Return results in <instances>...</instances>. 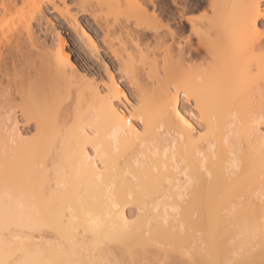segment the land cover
<instances>
[{
	"label": "bare ground",
	"instance_id": "obj_1",
	"mask_svg": "<svg viewBox=\"0 0 264 264\" xmlns=\"http://www.w3.org/2000/svg\"><path fill=\"white\" fill-rule=\"evenodd\" d=\"M67 37L73 39H70L69 42L66 40ZM75 45L82 51L85 62L89 61V68H86L88 65L84 66L85 68L79 65L77 67V64L74 63L75 61L73 62L71 54L75 53L76 56L77 52L73 51L75 50ZM81 51L80 54H82ZM154 53L163 55L164 69L162 70L164 72L171 71L170 69L173 67L172 70L176 75L179 73L177 81L173 82L169 79L171 75L170 77L168 76V79L172 81V85L174 84L175 87L180 89L181 100L177 99L178 97L173 98L169 93L167 94L169 90L160 93L162 91L157 90V87L155 90L159 92H157L158 95L155 90H153L155 93H152L156 96V99L152 95H150L149 99L148 90L150 91V88L147 89V87L150 86L145 85L148 83L143 81L145 84H142L143 82L140 83V79L137 78L139 76L135 78L128 73L124 57L129 60L130 54H137L138 58L143 56L142 58L145 59ZM96 66H98V69L95 68ZM114 72L118 76L117 80ZM163 75L167 77L165 73ZM88 77L91 79L89 82L87 81ZM189 81L195 85V91L193 88L192 91L194 92L192 94L189 86L188 89L185 86L181 89V85H185ZM157 83L159 84V82ZM157 83L155 84L158 85ZM123 84L127 85L130 94L135 98V108H133L135 105L131 107L125 93L122 92L121 85ZM160 84L158 88L161 87ZM213 84L215 87L212 86ZM246 88L245 93L243 90ZM151 89L153 88L151 87ZM175 90L178 91L177 89ZM175 90L174 92H176ZM232 93L237 95L235 97L239 98L240 105L243 103H241V99H245L251 104H257V107L252 104L254 107H252V110L257 108V111L254 110L251 113L254 114L256 112L254 114L255 123L258 124L257 121H261L264 126V0H0V168L1 163L4 168L6 163L10 164L14 161L11 159H16L17 153L20 152L22 147L25 145L29 146V144L34 145L31 148L34 147L41 151L47 150L48 152H44L46 154L42 156L37 155L35 159H39L40 162H36L41 163V165L49 164L52 167H56L59 162L62 163L61 161H63L64 150L70 147L68 151L72 154L74 153L73 156L75 160L77 159L79 167L71 165V163L68 165L67 162L70 160L68 159L65 164L66 168L72 169V166L74 169L75 167L80 169L77 170L81 174H76L83 182L85 181V184L89 183L88 186L91 185V188L85 185L91 192L88 189V193L87 191L85 192V186L82 191L86 194H93L95 203H99L102 197L104 199H102L103 204L109 209H116L117 205L111 203L113 194L114 198L124 195L125 199H130L136 194L135 191L131 190H125L122 193L118 188L116 190L118 183L123 184V182L129 181L131 182L130 184L137 185L142 177L140 172L144 173L146 170H152L156 173L157 169H163L167 164L168 169L170 168V170L175 172L176 178L182 182L174 186V195L179 197L178 199L180 200L184 198L195 180L194 178L191 179L193 176L189 175L190 168L187 169L191 164L188 161L191 160L192 154L195 153L192 160L194 161V158L196 160L195 164H193L196 167V173L199 170L198 174H203L201 177L202 179H207L206 182L210 178L208 183L212 179V186L210 185L211 187L208 190L209 196H211V199L209 198L210 207H213V209H210L211 215L210 213L209 215L211 219L208 222H211L209 232L211 229V232L217 235L220 215H218L216 209L218 206L216 203L218 202L213 199L216 198L218 192L216 186L220 177L217 174L221 172L219 169L223 167L221 176L228 181L226 176H231L233 173L236 175L237 169L239 170L238 154L240 149L238 148L240 146L237 148V145L240 143V140L238 142L240 138L236 134V130H239L237 126L240 125L238 122L240 116L238 117L239 114H236L238 108L234 113L233 110L235 108L232 109L231 107L232 110H229L233 112L230 113L228 110L227 112L230 114L225 113V115L227 114L225 116L227 119L225 121L223 119V123L220 121L222 124L218 121L212 122L210 115L218 106L222 107L227 104L225 103L227 101L228 103L232 102L234 99V97L231 98ZM168 95L172 98H169ZM122 98L126 99L121 101ZM179 101H183L186 104L193 102L192 111H189L192 116L188 117L191 119L192 117L195 118V121L192 119L194 123L189 122L188 118L179 111ZM117 102L122 104H120L122 108L119 104L117 106ZM157 102L161 104H159L161 108L158 114L162 119L157 121L158 124L154 126V123L148 119L147 112L150 106L152 108V105L155 106ZM234 105H239V103ZM209 108H212V112L209 111ZM208 111L209 113H207ZM240 128L242 129L241 125ZM206 131L209 133L214 132L213 138L209 137V133V135L207 134L208 136L205 135L204 132L206 133ZM199 132H203L202 134L207 136L205 139H210V141H205L206 144L204 143L205 145L201 149L199 146L196 149L193 148L191 156L189 155L188 157L186 153L188 151L185 150V154L183 151L187 148V144L189 146L192 145V139ZM215 132L218 133L216 134ZM29 136L31 138L28 140ZM198 136L202 138L200 133ZM123 148L129 150L127 154H124L126 162L124 161L125 163L122 165L123 160H121L120 167L122 168H112V164H109V162L111 160L112 162L115 161L119 154L123 157V154H121L123 153ZM218 152L224 153L225 158H223V155H219ZM61 153L62 156L60 155ZM70 155L68 153L67 157L71 158L72 155ZM220 157H222L223 163ZM70 161L73 162L72 164L75 162L73 158ZM216 161L220 163V167L218 166L219 163L216 165ZM16 162L18 163V161ZM211 164L213 168L207 167V165L210 166ZM193 165L192 169H190L191 171L195 168ZM64 167L65 171L66 168ZM165 167L167 169V166ZM63 169L61 168L62 174L67 171L66 169L64 172ZM113 169L115 170L113 171ZM155 169L156 171H154ZM71 171L69 170L71 173H69V176L74 172L73 170ZM159 171H161L159 172L160 175L162 170ZM195 171L193 170L192 173ZM137 173L140 175H136ZM155 173H153L154 178ZM8 174L10 179H12L10 173ZM3 175L2 177H4ZM65 175L68 176L67 172ZM73 176H71L70 181H74ZM78 176H75V183L72 182L73 185L78 182L80 184L83 183L78 181ZM136 176L140 178L139 181H137L138 178ZM6 178L2 179L7 180ZM54 178L56 180H53L61 184V181L64 180L63 182H65L69 177L62 178V180L57 177ZM17 179L14 180L15 183ZM14 181H8L12 182V186H9L10 189L7 187L9 183L8 185L5 184L6 187L4 186V189H2L3 187L0 188V208L2 209L1 212L3 211L0 213V264H11L12 262L10 261L12 260L10 258L16 253H19V255L16 254L15 256L17 257L18 255L17 258L19 259L20 257V260L16 258V261L13 256L12 259L15 260L13 264H101L105 260L106 255L102 257L99 253L101 250L99 251L96 248L97 252L90 248L83 249L84 244L81 243L80 238L78 239L76 232H73L76 223H79L78 225L83 234L90 236L88 238L89 244L90 242L92 245L94 243L93 247L97 248H99L97 245H99L101 239L105 240L108 238V242H110L109 238L111 236L109 237V235H112V240L110 239L112 242L116 240V242H119L118 236L116 235L117 237H115V233H118V235L120 233L121 237L119 238L121 239L126 237L125 235L127 234L129 238L131 236L127 225H124L126 224V219L124 218L125 216L123 217V213H120V216L115 221L106 219L107 215H112L111 209L105 211L106 214L104 216L106 215V217L104 218L103 216L104 219L98 217L100 212L103 215V210H105L100 205L101 202L99 206L103 210L94 209L96 211L94 216L89 213H84L82 216L81 213L83 212L79 211L78 213L81 216L78 213L75 216H69L71 213L65 214L61 212V217L58 210L56 211L59 212L58 214L51 212L53 214L49 216L48 212V218L51 217L54 222L55 218H59L56 221L57 227L51 219L50 221L48 220L47 215H41L42 217L38 216L40 213H35V216L31 215L33 218L41 220V227L42 225H48L47 228H54L55 226L57 229H54L56 232L53 235L55 234L54 236L56 237V234H58L57 238L61 236L58 240L63 241V247L61 245V247H57L56 245L46 244L44 241L47 238L43 240L42 236V238H35L37 242L31 241L34 236L28 242L27 240L31 238L30 235L33 233L31 230L30 235L26 234L25 236V231V233L23 232L24 234L20 233L23 234V238L26 237L25 240L27 239L23 242L24 239L22 240L20 237L22 240L20 241L23 242L21 244L17 240L18 238H15L19 231L16 232V229H14L15 232L12 230V233V228L6 229L10 225H14V227L21 226L24 230L30 227L27 225L29 221L28 223L25 222L28 213H26L25 218L23 217L25 209L20 210L23 214L15 211L16 208L18 210L21 209L23 205H21L22 202L18 204L20 200L18 201L14 195L15 190L12 189L13 185H16L13 184ZM1 182L2 180H0V184ZM3 183H5L4 180ZM60 184L59 186L61 187L62 184ZM262 184L263 186L257 189L260 196L258 197L259 199H262V197L264 199V183ZM204 185L201 184V187ZM205 186L201 189L206 188ZM195 189L197 190V188ZM195 189H192L195 191V195L193 192H190V194L188 192L189 195H194H192L193 200L197 193V196L201 194L199 189L197 191ZM11 190L13 192H10ZM134 190L137 191L138 189ZM114 191L119 194L114 193ZM60 193L58 191V194ZM83 197L85 196L81 198ZM90 197L91 199H87L86 195V201L80 199V202L82 201L81 204L83 205L84 201L86 204H90L89 200L92 203V195ZM13 198H16L18 203L13 201ZM95 198L96 200H94ZM255 199L257 198L255 197ZM71 200L70 202L73 203L74 200ZM16 203L17 205L15 206ZM85 203L81 208H79L81 205L79 207L76 206L78 207L76 209L82 210L86 205ZM75 205L71 204L70 206L74 209ZM70 206H68L69 209ZM94 207L96 206L94 205ZM12 209L14 214L9 212ZM84 209H88V207ZM171 209L174 210L175 208ZM67 214L68 218L65 217ZM77 215L79 216L77 217ZM32 217L27 218L33 221ZM110 217L112 218V216L107 218L111 219ZM222 217L220 220L225 222L226 217L223 215ZM62 218H66L67 221H62ZM34 221L36 224L37 220ZM223 221L221 222L222 224L219 223L224 225ZM33 222L32 226L35 227ZM114 222L117 225V228L116 226L114 228L117 230H113L114 233L111 230L108 232V229L105 228L106 224L110 223L111 225L109 226L112 227V225H115ZM25 225L27 228L24 227ZM78 225H75L77 226L76 229H79ZM68 227H71V229ZM51 230L48 229L50 232ZM125 230L130 233H126ZM143 230H145L144 225ZM21 231H23L22 228ZM27 233L29 234V232ZM89 233L93 235H88ZM123 233L126 234L122 236ZM142 233L145 234L146 232ZM95 234V238L90 241ZM97 234H100L99 237ZM101 236H104V238H101ZM96 237L101 239L95 240ZM104 240H102V243ZM130 241L127 242L130 244L129 246L134 245L132 243L134 240ZM79 242L81 247L83 246L82 248ZM123 242L126 243V241ZM123 242L120 243L122 244ZM142 243L143 241H141ZM126 246L128 244L122 245V249ZM87 250H90V252ZM212 250L211 253L214 252ZM86 251L87 254L85 253ZM31 253H34V256ZM89 253L93 256L90 257ZM83 254H86V256ZM129 255H132V252ZM197 257L199 256L197 255ZM210 261L213 262H210V264L215 263L213 260ZM216 264L218 263L216 262Z\"/></svg>",
	"mask_w": 264,
	"mask_h": 264
},
{
	"label": "rangeland",
	"instance_id": "obj_2",
	"mask_svg": "<svg viewBox=\"0 0 264 264\" xmlns=\"http://www.w3.org/2000/svg\"><path fill=\"white\" fill-rule=\"evenodd\" d=\"M70 39L72 40L73 38H71V37L66 38V40L69 42H70ZM75 46H76L74 48L75 50H73V51L77 52L76 56H75V53L71 54L73 62L75 61L74 63L77 64L76 65L77 67L82 66V68H85L88 65L86 68H89V63H88L89 61L85 62V60H84L85 57L82 56L83 55L82 51L78 49L77 45H75ZM80 51L82 54H80ZM132 55L133 54H130L131 60H130V58L128 60L127 57L123 58L125 60L124 61L125 64H127L126 67H127L128 73L130 75L132 74L131 76L132 77L134 76L135 78L137 76H139L137 78L140 79V83H142L143 81L148 83V84H145L143 82L142 84H145L146 86H150V87H147V89L150 88V91L148 90L149 99H150V95H152L153 98L156 99V96L152 93H155V91H156L155 89L157 87V90L159 89L162 91L160 93H163L164 91L166 92L168 90L170 91V89H171V91L170 92L168 91L167 94L169 93V95H171L173 98L178 97L177 99L181 100V95H179L180 89L175 87L174 84L172 85V81L173 82L177 81V79H178L177 76H179V73L177 72L178 75H176V73L172 70L173 67H172V69H170L171 71L164 72L162 70V69H164V67H163L164 65H163V61H162L163 60L162 54H160V53L159 54L154 53L153 55L150 54L149 58H148V56L145 58L146 60L142 58L143 56L140 57L141 58V60H140V58H138L137 54H134L133 57H131ZM126 61H127V63H126ZM78 62H80V63H78ZM161 62H162V64H161ZM95 68L98 69V66H96ZM159 69H161V70H159ZM167 72H168V74H167ZM163 73H165L167 75V77L164 76ZM170 75H171V78H169V79H171L172 81H169V79H168V76L170 77ZM114 76L117 80L118 76L116 75V72H114ZM173 78H175V79H173ZM89 80H91L90 77L87 78L88 82H89ZM165 80H167V81L165 82ZM153 82H155V83L159 82V84L161 83L160 84L161 87L158 88L159 84L157 83L158 85H156ZM192 84H193V82L189 81V82H186L185 85H181L182 88L180 87V85H179V87L181 89H183V87L185 86V88L188 89V86H189L190 93L192 94V92L195 91V85L194 84L192 85ZM212 86H214V84ZM121 87H122V92L125 93L127 100H129L128 103L131 104V107H132V105L134 106L136 104V102H135L136 100L130 94V92L127 88V85L123 84V85H121ZM151 87L153 89H151ZM172 88H174V89H172ZM193 88H194V91H192ZM163 89H165V90H163ZM175 89H177L178 91H176ZM153 90H155V91H153ZM174 90L177 92V95H176V92H174ZM210 90H212V88H210ZM246 90H247V88L244 89L243 91H245V93H246ZM157 92L158 91H156V93ZM158 93H157V95H158ZM232 94L233 95H231V98L234 97L232 102L230 101L228 103V101L226 100L227 102H225V103H227V104H224L222 107L218 106V108L214 109L213 113H211V115H210L211 116L210 120L212 122H214V121L220 122L221 121L223 123L227 119L225 117L229 113L227 111L231 108L232 109L235 108V110H233L235 113L236 109L238 108L236 114H239L238 117L240 116L239 117L240 120L238 119V122L242 127V129H241L240 125H238L237 127H239V130H236V134L239 135V138H240V139H238V142L240 140V143H241V144L238 143V145H237V148H238V146H240V148H238V149H240V153L238 154L239 156L237 155L239 157L238 160L240 162V163L238 162L239 170L237 169V172H236L237 174L235 175V173H233L234 176L232 174L231 175L232 177L229 175L226 176V174H225V176L228 177L227 178L228 181H226L221 176V173H222L221 169H223V167L221 169H219V171H221V172H218V174L216 173L218 175V177H220L219 181L217 180V186H216V189H218L217 190L218 192L216 194V198H213V197L212 198L216 199V202H218V203H216L218 205L216 209L218 211L217 212L218 215H220V218H218V225L219 226L217 225V228L219 230L216 229V230H218L217 235L215 233L211 232L212 231L211 229H210L211 233L209 232V226L211 228V224H210L211 222H208L211 219L210 209L211 210L213 209V207H210L211 206V204H210V199H211L210 197L211 196H209V190H208L212 186V183H211L212 179L210 181V183H211L210 184V183H208L210 178L206 182L207 179H202V177H201L203 174L202 175L200 173H199L200 175L198 174L199 170L196 173V171H195L196 167H195V165H193V164H195L194 162H196V160H195V158H194V161L192 160L193 157L195 156L194 155L195 153L192 154V152H191V150H193V148L196 149V148H198V146L200 149L203 148V146L206 144L205 141L206 142H207V140L210 141V139L206 140L205 138L209 134H210L209 137L213 138L212 135L214 132L213 133H209L207 131H206V133L204 132L205 135H207L209 133L207 136L202 134L203 132H199L202 138H203V136H205L204 139L200 138V136H198L199 135V133H198V135H196L194 137V139H192V141H193L192 145L190 144L191 146H189V144H187V148L184 149V151H183L184 154H185V150L188 151V152H186L188 154V155L186 154L188 157L190 154H192V156L190 155L192 158L188 162H191V164L195 167V168H193V170L195 172L192 173L193 170L192 171L190 170V169H192L191 164H190V167L188 166L187 169L190 168L189 169V172H190L189 175L193 176V177H191V179L194 178L195 180H197L196 182H195V180L193 181L194 184H191V189H189L190 191H187V194H188V192H189V194H190V192H193V194H194L195 191L192 189H195V188H197V190L199 189V193H201L197 196L198 193L196 192L197 194L194 197V200L192 199V197L195 194L194 195L192 194L193 196L188 194L189 197L186 194V196H184V198H181V200L178 199L179 197L174 195V193H175V192H173V191H175L174 186L177 185L178 183H182V182L176 178L177 176H175V172L170 170V168L168 169V164H167V165H165V166H167V169L164 166V168L166 170L163 167H162L163 169H161V168L157 169L156 168L157 171H156V169L154 171H156L157 174L155 172H153L152 170H146L145 172L143 171L144 173L140 172V174L142 176V177L140 176L141 180L139 181L140 178H138L136 176L138 178V180L137 179L136 180L139 182L137 183V185L134 184L135 186L133 184H130L131 182H129V181L123 182V184L118 183L116 188H115L116 190L118 188L119 190H121L120 191L121 193H122V191H125V190L126 191L131 190V191H135L136 194L134 195V197L133 196L130 197V199H125V196L124 195L122 196V194H121V196L123 198L120 196L118 198H114L113 197L114 194H113L111 203L116 204L117 208L116 209L110 208L111 210L105 204H103V202H102L103 198L101 197V201L99 200V203L102 202L100 205L105 209V210H103V208L99 206L98 202L95 203V201H93V198H94L93 194L84 193V191L85 192L87 191L88 187L91 188L90 187L91 185L88 186L89 183L85 184V181L83 182L79 178L78 174L80 172H78V170H80V169L77 168L78 169L77 170L75 166H74L75 169L72 166H71L72 169H67L68 167L66 168L65 164H66L68 159L71 160V158H73L75 161L74 164H72L73 162H71L69 160L67 162L68 165H70L69 163H71V165H77L78 164L77 159L75 160V157L73 156L74 153L72 154L71 152L68 151V149H70V147H68L67 150L66 149L64 150L65 151L63 153L64 157H62L63 159L61 158L63 160V161H61L62 163L59 162L58 166H56V164H57L56 163V164H54V166H56V167H52V165L50 166L49 164H47V165L42 164L41 165V163L39 164L38 162H36V161L40 162L39 159H37V160L35 159L37 157V155L42 156V155L46 154L44 152H47V150L44 149L46 151H41V150H37L34 147L31 148V146H34L32 144H29V146H27V145L23 146L22 149L20 150V152L22 151L23 153L22 152H21L22 154L20 152L17 153L18 155L17 154L16 155L19 158L16 157V159H11V160H14L10 163L11 165L9 163H6V165H5L6 167L3 168L2 163H1V168H3V169L0 168L1 169L0 170V176H1L0 180H2V182L0 184L1 185L0 188L3 187L2 189H4V186L6 187V185H8V183H9V185L7 187H9V186L11 187L12 182L10 183L8 181L9 180L14 181L15 179L18 178L16 183H15V181L13 182V184H16V185H13L12 189L15 190L14 195H15V197H17L18 201L19 200L20 201L18 203L16 198H13L14 199L13 201L17 202L18 204H20V202H22L21 205H23V207H21V209H19V210L16 208L15 211H16V213H19V212L22 213V211H20V210L25 209L23 211V213H24L23 217L24 218L26 216V213H28L27 217L31 218L32 217L31 215L35 216V213H40V215L37 214L38 216H41V215L46 216L48 212H49V214H48L49 216L52 215L53 213L58 214L59 212H56L57 210L60 211V213H59L60 216H61V212L62 213L64 212L65 214L71 213L69 216H71V215L75 216L76 213H78L79 211L83 212V213H81L82 216L84 215V213L85 214L89 213L91 216H94V215H96L95 214L96 211L94 209H96V210L98 209L99 211L103 210V215L100 212V215L98 216L100 219H102L104 214H106L105 211H108V209H109L110 211H112V215H107V217L112 216V218L110 217L111 219H109L106 217V215L104 216V218L106 217L107 220H114L115 221V219L118 216H120L119 214L123 213V217L125 216L124 218L126 219V224H124V225H127V229L131 232V234H129V235H131L130 238L127 234V235H125L126 237H122V239H121V238H119V237H121L120 233H119L120 236L118 235V233L117 234L115 233V237L118 236L117 239L119 242H116L117 240L112 242L111 241L112 235H109V237L111 236V238H109L110 242H108V238H106L107 240L105 239L106 241L104 239H101V238H104V236L103 237L101 236V238L98 239L100 234L99 235L97 234L98 237H96L95 240L101 239V241H99L100 242L99 245H97V246H99V248L93 247L94 246L93 242H92L93 245L90 242V244L92 246L89 244L88 238L90 236L88 237L87 235L83 234V232L80 229V226L78 225L79 223L75 224V225L79 226V229H76L77 226L74 225L73 232H76L75 234H77L78 239L80 238L82 241V242L81 241L80 242L84 244V245L82 244L84 246V247L82 246L83 249L85 248V250H86L87 248L88 249L90 248L91 250L92 249L95 250V248H96L99 251L100 250L102 251V252L101 251L99 252L102 257L106 255L105 260H103L101 257V259L103 260V262L101 264H210V262H211L210 260H213L215 262L214 264H216V262L218 264H264V199H263V197H262L263 200L261 198L260 199L258 198L260 196H259L258 191H257V189H260L259 187L263 186L262 183H264V176H263L264 175V126L262 125L263 122H261V121H257L258 124H256L255 119H254V114H256V112L254 114L251 113L254 110L257 111V108L252 110L254 108L253 105H256V107H257V104L252 103L253 104L252 105L251 102L249 103L245 99H241L242 100L241 103L242 102L243 103L240 105V101L238 100L239 98L235 97L237 95L235 93H232ZM171 96H169V98ZM179 96H180V98H179ZM242 96H243V94H242ZM124 99H126V98H122L121 101L122 100L124 101ZM224 101H225V99H224ZM235 101L236 102L238 101L239 105H234V104H238ZM125 102L127 103V101H125ZM118 104L119 103L117 102V106H118ZM120 104H119V106H120ZM159 104H160V102H157L155 104V106L152 105V108H151V106L149 108V106L147 105V107L149 108L148 112H147V117L150 121H152L154 123V126H156L158 124L157 121H161V119H162V117L160 118L159 117L160 115L158 114L160 111L159 109L161 108V107H159L161 104L160 105ZM189 104H186L183 101H179L178 109H179V111H181L183 113V115H185L188 118L189 122L194 123L192 121V119L194 121L196 119L193 117L191 119L190 117L192 115L189 112V111H192L193 102H190ZM115 106H116V104H115ZM235 106H237V107H235ZM120 107L122 108V106H120ZM135 107H136V105L133 108H135ZM212 108H209V111H211ZM145 109L147 110V108H145ZM231 110H229L230 113L233 112ZM185 111H187V112H185ZM209 111L207 113H209ZM225 113H227V114L225 115ZM241 114L242 115L244 114V115L242 116ZM188 116H190V117H188ZM222 117H224V118H222ZM159 118H160V120H159ZM223 119H224V121H222ZM149 120H148V122L150 123ZM211 121H209V122H211ZM209 122H207V123H209ZM218 122H216V123L219 124ZM221 122H220V124H222ZM133 123L136 126L135 122H133ZM254 123H255V125H254ZM150 124L152 125V123H150ZM138 128H139V126H138ZM240 129H241L242 133H241ZM257 129H258V131H257ZM202 131H204V130H202ZM237 131L239 132V134ZM210 132H211V130H210ZM215 133L217 134L218 132H215ZM197 136L199 137V139ZM249 137H251V138H249ZM29 138H31V136L28 137V140H29ZM237 138H238V136H237ZM26 139H27V137H26ZM200 139H202V140H200ZM195 141H196V143H195ZM197 141H198V143H197ZM191 142H189V143H191ZM196 145H197V147H196ZM127 147H129V146H127ZM190 147H192V148H190ZM125 149H126V147H125ZM24 150H25V152H24ZM124 150L122 151L123 153H121V154H123V157L119 154L118 155L119 157L117 156L116 157L117 159L115 161L112 162V160H111V162H109V164H112V168L113 167L122 168V167H120L121 160H123V162H122V165H123L126 162L124 154H127V152L129 151V150H125L126 151L125 152ZM68 153H69V155L70 154L72 155V156L70 155L71 158L67 157ZM218 154L223 155V158H225L224 153L222 154V152H220V153L218 152ZM60 155L62 156V153ZM43 157H45V156H43ZM218 158H219V156H218ZM220 158L222 161V157H220ZM16 161H18V163ZM218 161H219V159H218ZM218 161H216V163H217L216 165H218V163H219ZM13 162H15V163H13ZM222 163H223V161H222ZM212 164L210 166L207 165V167L213 168ZM3 166H4V163H3ZM109 166H111V165H109ZM218 166L220 167V163ZM63 167L67 169V171H66V169H65V171L67 172L68 176L65 175L66 172L64 171ZM61 168L63 169V171L65 173L62 174ZM69 168H70V166H69ZM115 169H117V168H115ZM115 169H113V171ZM216 169L218 170L217 166H216ZM3 170L6 172L5 174H4ZM59 170H60L61 174H59L60 173V172H58ZM69 170H70V172H72L71 170H73L75 172V173L73 172L74 174L72 173V175H74L73 176L74 181H70V179L72 178L71 177L72 175L69 176L71 174L69 172ZM118 170H120V169H118ZM159 170H162V173H160V175H159V172H161V171H159ZM217 170H216V172H217ZM8 173H10V176H12V179H10V177L8 176L9 175ZM13 173H14V175H13ZM76 173H78V174H76ZM153 173H155V178H154ZM17 174H18V176H17ZM140 174L137 173L136 175L139 176ZM151 174H152V176H151ZM161 174H163V175H161ZM2 175L4 177H2ZM15 175L17 176V178H15L16 177ZM61 175H63V176H61ZM5 176L6 177L8 176V177L6 178ZM58 176H59V178H58ZM64 176H66L65 178L69 177L68 179H66V181L67 180H69V181H67V182L66 181L63 182L64 180L61 181V184L63 182L62 185L59 182L57 183V181H55L56 179L54 177H57L58 179L62 180V178ZM75 176H78V178H79L78 181H80L81 183L83 182L84 185H83V183L80 184L78 181H77L78 183L76 182L77 184L73 185L72 182L75 183ZM162 176H164V177H162ZM150 177H152V178H150ZM158 177H159V179H158ZM221 177H222V179H221ZM2 178H6L7 180L2 179ZM65 178H63V179H65ZM53 179H55V180H53ZM3 180L5 181V183H3ZM200 183L202 185L205 184L206 186L205 185L204 186L207 189L204 188L202 190L201 188H203L204 186L201 187ZM59 184L61 185V187L59 186ZM76 185H78V186H76ZM85 185H87L88 187H86ZM10 187L8 189H10ZM83 187L86 189L84 190ZM134 189H138L137 190L138 192ZM82 190H84V191H82ZM58 191L61 193L58 194ZM88 191L91 192L90 189H88ZM88 191H87V193H88ZM0 192H1V190H0ZM10 192H13V191L11 190ZM116 192L114 191V193H116ZM205 192L208 194H206ZM92 193H94V192H92ZM166 193H168V194H166ZM116 194H119V193H116ZM86 195H87V199H91L90 196L92 195V201L95 204L93 202H92L93 203L92 204L90 200H89L90 204H88V203L86 204L85 203V201L87 200V199L85 200ZM88 195H89V198H88ZM94 195H95V193H94ZM101 195H102V193H101ZM217 195H219V196H217ZM82 196H85V197L81 198ZM199 196H201V197H199ZM98 197H99V195H98ZM197 197H199L201 199L199 200V198L197 199ZM255 197L257 199H255ZM120 198H122V199H120ZM126 198H128V197H126ZM195 198L197 201L195 200ZM71 199L74 200L73 203L70 202ZM80 199L82 201H83V199L85 200L83 202V205L85 203L86 205L84 206V208L88 207V209L82 208V210L81 209L77 210L79 205H81L79 208H81L83 206L81 204L82 201L80 202ZM94 200H96V198ZM212 200H211V202H212ZM97 201H98V199H97ZM0 202H1V200H0ZM17 203L15 204V206L17 205ZM107 203H109V202L107 201ZM71 204L72 205L76 204L75 207L73 206L74 209L71 208L72 207V206H70ZM94 205L96 207H94ZM68 206H70V209ZM76 206H78V207H76ZM214 206H215V204H214ZM171 208H175V209L172 210ZM1 210L2 209L0 208V213L3 212V211L1 212ZM9 212L12 213L13 209ZM51 212H53V213H51ZM42 213H44V214H42ZM209 213H210V215H209ZM13 214H14V212H13ZM68 214L65 215L66 218L69 217ZM110 214H111V212H110ZM48 215H47V218H48ZM54 215H56V214H54ZM79 215H77V217ZM222 215L226 217L225 222L222 220L225 223L224 225H221L222 221L220 219L224 218V217H222ZM60 216H58V217H60ZM27 217H26L25 222L28 223V221H29V223L27 225H29L31 227V229H30V227L27 228L26 225L24 226L25 228H27L26 230H24L23 227H21V226H18V227L15 226L14 227V225H10L6 228L7 230H9V228L10 229L12 228L11 232H12V230H13V232H15L14 229H16V232L19 231L17 233V236L15 235L16 236L15 238L16 239L18 238L17 240L20 241L22 238V240L24 239L23 242H25L27 239L25 240L26 237L23 238L22 236L25 232H26L25 236H26V234L30 235V230H31V232H33V233H31V235H30L31 238H29L27 240L28 242L30 239H32L33 236H34L33 237L34 239L35 238L38 239L42 236L43 240H44V238L45 239L47 238L44 241L46 244L56 245L57 247L60 245L62 247L64 246L62 244L63 241L58 240L59 238H61V236L59 238H57V236H59L58 234H56V237L54 236L55 234L53 235V233L56 232L54 229H57L56 228L57 227L56 221L59 220V218L58 219L55 218L56 219L55 222L53 221L54 219L52 220L51 217L48 218L49 221L51 219L55 223L56 227L54 225H53L54 228L51 227V228H53V230H54L53 231V230H51V228H47L48 225L45 223L44 224L47 226L42 225V227H41L42 223H41V220H38V218L35 219L32 217L34 220H37L36 221L37 226H36L35 221L34 220H33L34 222L31 221L32 219L30 220ZM113 217H114V219H113ZM66 218L65 219L62 218V221L66 220ZM208 218H209V220H208ZM79 219H80V217H79ZM78 221H81V220H78ZM30 222H31V225H30ZM32 222L35 225V227L32 226ZM50 224H52V223H50ZM104 224H105V222H104ZM114 224H115V222H114ZM117 224H118V222H117ZM109 225H111V224L108 223V225L106 224V226H105V228L108 229V232H109V230H111L113 232V230H115L114 226H116V228H117L116 224L112 225V227ZM143 225L145 227V230H143ZM118 226H120V225H118ZM21 228L23 231H21ZM68 228L71 229V227H68ZM48 229L51 230V232L48 231ZM7 230H5V231H7ZM32 230H34V231H32ZM216 230H215V232H216ZM27 232H29V234ZM128 232L126 231V233H128ZM142 232H146V233L143 234ZM20 233H23V234H20ZM60 233H61V231H60ZM63 233H65V232H63ZM126 233H123L122 236H124V234H126ZM9 234H10V231H9ZM18 234H20L21 236ZM90 234L91 233H89L88 235H90ZM107 234H106V236H107ZM134 234H136V235H134ZM91 235H93V234H91ZM12 236H14V235L12 234ZM95 236H96V234L91 237L90 241H92V239L95 238ZM62 237H64V236H62ZM75 237H74V239H75ZM136 237H139V238H136ZM34 239H32L31 241L37 242V240L36 239L34 240ZM119 239H121V240H119ZM129 239L131 241L134 240L132 242V243H134V245L132 244L131 246H129L130 244L127 243L128 241H130ZM143 239H145V240H143ZM102 240H104L103 243H102ZM113 240H115V239H113ZM21 241H20V243L23 244V242H21ZM123 241H126V243H124ZM141 241H143L142 244H141ZM120 242H123V243L121 244ZM139 242H140V244H139ZM81 243H80V247H81ZM124 244H126V245L128 244V246H126V247H124V249H122V245L124 246ZM64 248H62V249H64ZM36 249L38 250L37 247H36ZM210 249L211 250L213 249L214 252L212 250L213 253H211ZM65 250H66V248H65ZM127 250H129V251H127ZM80 251H81V249H80ZM87 251L90 252V250H87ZM87 251L85 252L86 254H87ZM130 252H132V255H129ZM82 253H83V251H82ZM16 254L19 255V253H16ZM16 254H14L13 256H14V259L17 261L18 255L16 257L15 256ZM31 254H33L32 256H34V253H31ZM86 254H83V255L86 256ZM196 254L199 257H197ZM89 255H90V253H89ZM13 256L10 258V260H12V261H10V262H12L11 264H13V262L15 261L14 259H12ZM91 256H93V255L91 254L90 257ZM94 256H96V255H94ZM87 258H89V257L87 256ZM18 260H20V257ZM211 263H213V262H211Z\"/></svg>",
	"mask_w": 264,
	"mask_h": 264
}]
</instances>
